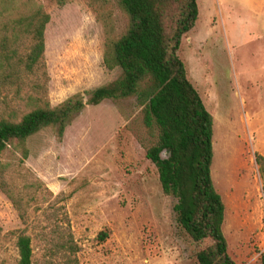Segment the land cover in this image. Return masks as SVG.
I'll return each mask as SVG.
<instances>
[{
	"label": "rangeland",
	"instance_id": "rangeland-1",
	"mask_svg": "<svg viewBox=\"0 0 264 264\" xmlns=\"http://www.w3.org/2000/svg\"><path fill=\"white\" fill-rule=\"evenodd\" d=\"M40 1L51 17L44 54L53 106L121 75L103 64L104 29L84 0ZM197 2L198 20L179 56L213 115L211 175L225 204L228 252L237 264H261L264 182L256 156H264V0ZM114 10L120 33L126 17ZM146 138L137 100L107 99L88 105L61 140L50 127L27 139V180L19 174L20 152L3 153L17 182H42L28 209L34 264L63 263L41 235L55 222L71 231L79 264H199L196 253L212 241L194 242L178 224L176 199L163 192ZM26 225L0 189V262L17 264L13 231Z\"/></svg>",
	"mask_w": 264,
	"mask_h": 264
},
{
	"label": "trees",
	"instance_id": "trees-1",
	"mask_svg": "<svg viewBox=\"0 0 264 264\" xmlns=\"http://www.w3.org/2000/svg\"><path fill=\"white\" fill-rule=\"evenodd\" d=\"M48 1L63 6L73 0ZM84 1L104 29L103 64L110 70L121 69V75L53 106L44 54L50 14L40 0H0V189L27 224L13 231L17 264H34L28 209L35 192L43 187L39 180L17 182L12 176L15 164L3 161V153L10 148L20 152L19 174L27 180L22 164L29 156V137L50 127L61 140L68 125L88 105L132 98L141 107L146 157L157 168L163 192L176 199L178 224L194 242L212 241L196 253L199 264H237L223 231L225 204L211 175L213 115L179 56L183 37L198 20L197 0ZM116 7L126 17L120 33L116 31ZM256 161L264 182V156L258 154ZM2 231L0 226V240ZM41 235L51 256L62 258V264H79L77 243L63 223L55 222ZM260 263L264 264V251Z\"/></svg>",
	"mask_w": 264,
	"mask_h": 264
}]
</instances>
